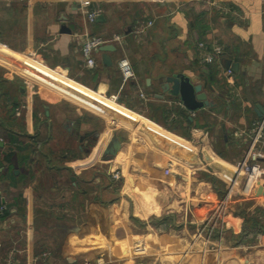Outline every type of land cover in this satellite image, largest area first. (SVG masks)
I'll return each mask as SVG.
<instances>
[{
  "label": "crops",
  "instance_id": "obj_1",
  "mask_svg": "<svg viewBox=\"0 0 264 264\" xmlns=\"http://www.w3.org/2000/svg\"><path fill=\"white\" fill-rule=\"evenodd\" d=\"M91 3L94 23L77 0H0V264H136L137 243L145 264H264V179L248 195L237 169L264 111V0ZM86 33L115 46L94 68ZM201 43L225 55L205 64ZM12 55L30 60L24 75ZM122 58L136 74L125 86ZM179 74L214 107L192 113L164 94Z\"/></svg>",
  "mask_w": 264,
  "mask_h": 264
},
{
  "label": "built area",
  "instance_id": "obj_2",
  "mask_svg": "<svg viewBox=\"0 0 264 264\" xmlns=\"http://www.w3.org/2000/svg\"><path fill=\"white\" fill-rule=\"evenodd\" d=\"M81 12L86 16L89 23H94L97 20L98 12L92 8L91 0H77ZM213 7H218L223 9L225 12H230L226 8L221 6H216L211 4ZM153 21L141 22L135 29L134 33L137 36L138 41L143 40L147 36L148 31L153 27ZM111 41L105 40L100 36L92 35L86 33L84 36V42L82 44L81 53L85 60L86 65L89 68H94L96 66L95 54L97 51ZM117 45H122L123 38L115 37L112 40ZM201 50V59L203 63L213 65L216 62L220 61V58L223 55V49L219 46H213L211 49H208L207 45L201 43L199 45ZM119 69L122 75V84L123 86L129 84L132 81L136 80V74L133 70L132 64L127 58H122L119 61ZM140 97L146 99V95L139 89ZM250 145L249 148L241 162L237 164V169L239 173L245 178L247 182L251 185V191L248 195H254V188L257 184L264 179V167L261 164V161L264 159V153L261 150V146L264 144V116L254 125L250 131ZM115 179L119 178V174L115 173ZM234 185L232 184L227 200L231 198ZM5 207L0 205V216L3 214ZM132 258L136 264H145V260L149 257V249L144 243H137L132 249ZM106 259L103 256L97 258L94 264H106ZM91 264V263H88Z\"/></svg>",
  "mask_w": 264,
  "mask_h": 264
},
{
  "label": "water",
  "instance_id": "obj_3",
  "mask_svg": "<svg viewBox=\"0 0 264 264\" xmlns=\"http://www.w3.org/2000/svg\"><path fill=\"white\" fill-rule=\"evenodd\" d=\"M115 46L107 45L101 48V51H114ZM105 64L111 66V59L108 56L104 57ZM226 69L237 72L239 69L238 64H234L232 61L227 60L224 62ZM162 92L173 98H179L182 105L189 112H196L205 108H212L214 104L209 100V96L203 91L201 84H195L189 76L179 74L176 76H170L165 79L161 85ZM260 116L264 115L263 109L258 107ZM0 146L3 143L0 141ZM114 153V151H112ZM256 197L264 196V187L260 186L255 194Z\"/></svg>",
  "mask_w": 264,
  "mask_h": 264
},
{
  "label": "rangeland",
  "instance_id": "obj_4",
  "mask_svg": "<svg viewBox=\"0 0 264 264\" xmlns=\"http://www.w3.org/2000/svg\"><path fill=\"white\" fill-rule=\"evenodd\" d=\"M216 5V4H215ZM218 5H221L222 6V4H218ZM9 58V61H10V64L12 65L11 66V68L13 69V70H17L16 72L18 73V74H21V75H24L23 73H24V71L26 70V66L23 64V62L25 61V60H27V61H30V60H28L26 57H19V56H15V55H12V56H8ZM32 59V58H31ZM21 66V67H20ZM118 120V119H117ZM117 120H115V121H117ZM122 121H117V123H119V126H122V123H121ZM121 124V125H120ZM170 170L171 169H167L166 171H164V176L165 177H167V178H169L170 176H171V173H170ZM128 176V175H127Z\"/></svg>",
  "mask_w": 264,
  "mask_h": 264
},
{
  "label": "trees",
  "instance_id": "obj_5",
  "mask_svg": "<svg viewBox=\"0 0 264 264\" xmlns=\"http://www.w3.org/2000/svg\"><path fill=\"white\" fill-rule=\"evenodd\" d=\"M208 7H209V6H208ZM221 7L225 8L224 6H221ZM213 9H217V11H218L219 13H223V12H224L223 9H219L218 7H217V8H216V7H212V8H210V7H209V9H207V10H208L207 13H209L211 10H212V12H213V11H214ZM232 11H235V10L230 9V12H229V13H230V14H233ZM206 45H207L208 49H211V46H210V45H208V44H206ZM223 55H225V54H223ZM216 79H217L216 74H215L214 72L211 71V72L209 73V76H208V81H210L211 83H215ZM82 121H83V120H82ZM185 121L187 122V124H188L189 127L193 126V124L190 123V121L188 120V118H185ZM171 131L176 132L173 128H171ZM184 136L187 137V138H190V137H191V135H189V134H187V133H186V135H184ZM255 224H257V223H255Z\"/></svg>",
  "mask_w": 264,
  "mask_h": 264
}]
</instances>
